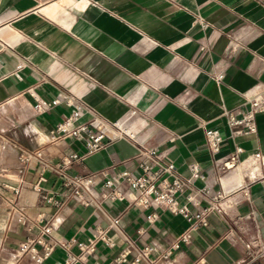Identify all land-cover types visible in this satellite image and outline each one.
Returning a JSON list of instances; mask_svg holds the SVG:
<instances>
[{"label": "crops", "instance_id": "crops-1", "mask_svg": "<svg viewBox=\"0 0 264 264\" xmlns=\"http://www.w3.org/2000/svg\"><path fill=\"white\" fill-rule=\"evenodd\" d=\"M18 65L21 79L13 73ZM56 97L78 98L109 120L136 107L146 126L134 139L110 140L87 153L79 140L50 139L71 107L62 100L40 112L35 104ZM253 97L264 99V0H0V264L64 259L59 245L42 262L21 253L27 239L39 236L40 216L53 225L46 241H85L95 225L106 227L116 246H99L88 262L117 264L123 241L108 227V215H119L137 244L169 247L188 225L182 215L157 208L150 223L152 208L126 201H104L103 210L81 205L55 173H43L39 182L37 159L23 158L37 149L52 161L76 152L69 173L114 174L135 171L139 149L151 146L182 173L188 175L191 162L204 173L179 195L180 203L191 211L215 205L207 225L156 264H240L247 241L264 243V177L250 155L264 154V111L256 132L234 138L224 112L246 109ZM89 118L86 111L81 120ZM208 127L226 137L214 153L206 146ZM235 142L244 151L236 167L224 170L221 160Z\"/></svg>", "mask_w": 264, "mask_h": 264}, {"label": "built area", "instance_id": "built-area-1", "mask_svg": "<svg viewBox=\"0 0 264 264\" xmlns=\"http://www.w3.org/2000/svg\"><path fill=\"white\" fill-rule=\"evenodd\" d=\"M200 22L205 26V22L195 19L193 23ZM21 65L13 71L14 75L21 79L19 73ZM220 78V77H217ZM62 100L69 105V113L60 119L50 130V139L72 138L83 143L87 153L96 151L105 146L110 140L121 138L134 139L138 130L146 126L147 119L136 107H130L120 118L109 120L101 116L92 107L85 105L80 99H61L56 97L50 101L45 99L37 100L35 108L37 111H45L51 106L60 103ZM86 111L91 112V118L82 121L81 117ZM264 111V99L253 97L248 100V107L241 111H225L224 116L229 128V137L234 138L241 135L256 132V117ZM222 129L218 127H208L205 129L206 146L211 152L218 151L225 140ZM234 152L221 160L222 169L236 167L240 161V155L244 151L238 143H234ZM140 159L137 162L136 170H121L114 174H109L103 170L99 173H69L68 169L80 157L76 152L61 155L57 160L44 159L40 149L25 152L23 158L27 161L37 159L40 166V180H44L43 173H55L62 185L69 189L81 205H95L103 210L104 201H126L129 205H135L141 209L152 208L146 215L148 222H153L158 217L157 208L168 210L173 214L182 215L188 225L182 233L171 243V245L161 251L152 243L137 244L135 239L130 237L121 227L119 215H108V227L114 228L122 237L123 246L114 261L117 264H156L158 259H167L174 249L180 246L181 242H187L190 232L199 226L208 223L209 213L215 209L211 204L196 211H191L186 203H180L179 195L189 186L193 179L204 178L197 162L188 165V175L177 169L174 163L163 159L162 153L156 146L141 147L139 149ZM253 159L258 160L261 168V177H264V154L260 151H252ZM126 185L127 189H124ZM218 193L216 197H221ZM187 195V199L190 200ZM48 201L54 205H60V200L49 196ZM40 216V215H39ZM21 219V217H19ZM43 221L40 234L36 238L27 239L20 247L21 253L29 252L30 257L36 262H42L53 251L55 245H59L65 253L64 259L59 264H101L96 261L88 262V257L95 255L99 246L113 248L116 240L106 227L95 225L91 234L85 241L68 239L66 241H46L45 237L50 234L52 221H45L43 216L39 217ZM22 223L25 219L22 218ZM38 245L42 247V254L38 252ZM76 246L77 251L72 247ZM247 258L240 264H264V243L255 238L247 241Z\"/></svg>", "mask_w": 264, "mask_h": 264}]
</instances>
